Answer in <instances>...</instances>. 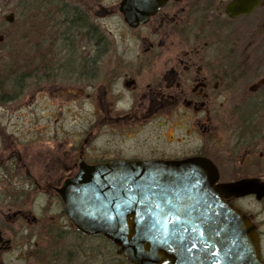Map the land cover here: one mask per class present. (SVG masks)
I'll return each instance as SVG.
<instances>
[{
	"label": "flooded vegetation",
	"instance_id": "af4514ba",
	"mask_svg": "<svg viewBox=\"0 0 264 264\" xmlns=\"http://www.w3.org/2000/svg\"><path fill=\"white\" fill-rule=\"evenodd\" d=\"M123 1L20 0L22 27L37 21L34 35L38 44L34 49L42 63L20 74L19 95L10 98L11 102L35 84L72 82L87 91L84 102L92 106L87 116H103L100 126L106 132L117 131L134 139L140 132L136 127L147 126L152 119L165 132L155 137L158 142L154 146L145 143L149 137L146 132L136 144L139 147L128 154L113 149L118 145L113 139H105L103 150L95 153L90 148L101 144L100 135H93L90 122L87 149L77 159L49 162L56 178L52 185L44 182L43 188L36 177L23 172L25 167L20 165L18 155L10 163V172L1 166L2 161L0 197L7 207L0 214V264H11L4 262V257L16 249L24 251L18 258L25 259L31 248L25 239L15 248V234L32 233L34 237L42 229L56 232L57 238L48 248H33L36 255L44 254L50 264H60L59 255L68 248L69 256L63 264H95L88 261L84 235L68 220L57 193L66 180L76 175L81 164L205 158L216 167L220 184L257 179L264 186V124L260 121L264 116V16L251 18L264 6V0L251 14L235 17L226 13L227 5L234 0H164L153 13L148 11L156 0H135L132 24L124 18ZM43 20L49 22L51 30H46ZM125 59L130 63L125 64ZM123 67L130 71L123 73ZM169 130H179L181 138L170 141ZM219 134L227 149L238 148L244 153L241 169L226 179L215 157ZM231 141L233 146L229 145ZM171 144L177 150L168 156L174 150ZM164 147L169 148L161 155L157 149ZM34 194L43 203L41 206L29 200ZM246 200L260 207L258 222L239 205ZM225 201L255 225L264 261V197L256 200L248 195ZM32 208L55 212L53 218L46 219L45 214L31 213ZM71 238V243L61 246L63 240ZM58 239L62 241L58 243Z\"/></svg>",
	"mask_w": 264,
	"mask_h": 264
},
{
	"label": "water",
	"instance_id": "95a60500",
	"mask_svg": "<svg viewBox=\"0 0 264 264\" xmlns=\"http://www.w3.org/2000/svg\"><path fill=\"white\" fill-rule=\"evenodd\" d=\"M134 2L122 3L131 24ZM259 3L234 0L226 13L249 15ZM4 20L11 23L13 15ZM218 180L205 158L81 164L57 193L77 231L106 239L130 264H264L255 225L225 201L248 195L260 200L264 186L257 179Z\"/></svg>",
	"mask_w": 264,
	"mask_h": 264
},
{
	"label": "rangeland",
	"instance_id": "374dc122",
	"mask_svg": "<svg viewBox=\"0 0 264 264\" xmlns=\"http://www.w3.org/2000/svg\"><path fill=\"white\" fill-rule=\"evenodd\" d=\"M19 8L17 0H0V163L4 162L1 165L4 169L10 172V167H12L10 163L16 160V154L20 165L25 167L23 172H29L31 177H36L39 182L38 185L43 188L46 181L52 185L56 178L55 169L52 168V164L49 165L48 163L57 160V158H61L64 162H68V159L72 157L77 159L78 155L87 149L85 139L86 137L87 140L89 139L87 127L90 122H93V135L96 134L97 137L100 135L98 144H101H96L90 148L95 153L103 150L105 139L116 141L114 144L118 145L113 146V149H117L122 154H128L132 148H138L139 146L136 147V144L140 143L142 138L144 139L146 132L149 136L145 141L147 146H154L155 142H158L155 137L160 136L165 130H159L155 126L157 121L154 119L151 122L149 121L147 126L136 127L135 130L143 132H138L134 139H127V136L124 137L117 131L114 133L106 132L105 128L100 126L104 122L103 116H87V114L92 112V106L84 102L87 91L80 84L72 82L31 84L32 86L27 87L23 95L11 102L10 98L19 95V81L17 80H19L20 74L30 71L32 68L29 69L28 67H33L41 61L39 60L38 51L36 53L34 49L35 45L38 44V40L34 35L37 21L31 20L22 27L23 22L20 16L16 15L17 11L20 10ZM8 15H13L11 22L13 24L4 20ZM261 16H264V6H261L251 18L256 20ZM43 21L46 30H51V28H48L49 22ZM62 62L64 63L65 60ZM126 63H130V61L125 59ZM129 71L128 68H122L123 73ZM144 78L147 80V77ZM144 78L141 80H144ZM31 83H33V80H31ZM136 117L140 119L143 116ZM260 119L264 124V116H261ZM97 120L99 121L97 122ZM217 137L219 139V147L215 151V157L221 176L225 179L233 177V174L236 173L235 171L241 169L244 153L238 148L234 150L227 149V143L222 138L223 136L219 134ZM180 138L181 133L179 130H175L174 133L169 130L167 139L171 141V139L177 140ZM172 145L169 147L174 150L169 152L168 156L177 150L175 147H171ZM229 145L233 146L234 141H231ZM169 147L157 150L163 155V152ZM230 151L234 152L233 157L230 156ZM248 167L246 166V169ZM30 198L29 200H34L35 204L39 203L40 206L43 204L35 194L30 196ZM239 205L243 209L250 211L256 222L260 220L258 215L260 207L255 202L246 200L240 202ZM6 207L3 198L0 197V214L6 212ZM30 211L41 216L45 214L46 219L53 218L52 213L55 212L54 209L48 212L46 209V212L43 213L35 208ZM55 233L42 229L37 234H34V237L32 233L15 234L13 237L15 248L20 245V241L23 239L26 242H30L31 248L27 249L25 259L21 260L18 258L23 255L24 251L20 253V249H16L10 255L4 257V262L11 264H38L35 258L37 256L40 260L39 264H50V260L46 259L44 254L36 255L33 248L40 250L41 248L50 247V244L55 243L57 238ZM70 235L75 240L73 235ZM72 238L71 240L67 239L66 242L58 239V243L62 241L61 246L64 243L69 244ZM77 243L81 244L82 242L77 241ZM84 243L88 261L95 264L104 263L103 257L96 255V252L98 254L105 252L101 241L98 239L97 241L84 239ZM33 244H35V247L32 246ZM114 253L116 254V252ZM68 254V248L64 249L59 255L61 257L60 264L65 262L64 259L69 256Z\"/></svg>",
	"mask_w": 264,
	"mask_h": 264
},
{
	"label": "trees",
	"instance_id": "16d2710c",
	"mask_svg": "<svg viewBox=\"0 0 264 264\" xmlns=\"http://www.w3.org/2000/svg\"><path fill=\"white\" fill-rule=\"evenodd\" d=\"M17 4H20V0H17ZM20 10L17 11V13H16V15L18 17L20 16ZM17 81H19V80H17ZM18 83H20V82H18ZM19 85H18V87H19ZM11 86H13V85H11ZM83 237H84V239H88V240L97 241V239H98V240L101 241L105 252H100V254H98L96 252V255L99 256V257H103L104 264H129L123 257L117 256L114 253L115 252V247L111 243H109L108 241L103 239L102 237H86V236H83Z\"/></svg>",
	"mask_w": 264,
	"mask_h": 264
}]
</instances>
